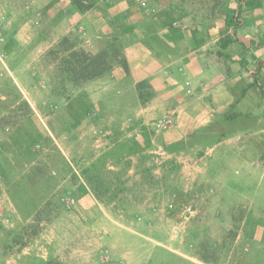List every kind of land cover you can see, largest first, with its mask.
I'll return each mask as SVG.
<instances>
[{"label": "rangeland", "instance_id": "374dc122", "mask_svg": "<svg viewBox=\"0 0 264 264\" xmlns=\"http://www.w3.org/2000/svg\"><path fill=\"white\" fill-rule=\"evenodd\" d=\"M164 1L194 19L221 0ZM80 2L115 24L76 21L75 0H0V264H264V168L174 141L177 113L145 105L127 65L128 14ZM82 51L109 68L83 79Z\"/></svg>", "mask_w": 264, "mask_h": 264}, {"label": "crops", "instance_id": "0c3cea01", "mask_svg": "<svg viewBox=\"0 0 264 264\" xmlns=\"http://www.w3.org/2000/svg\"><path fill=\"white\" fill-rule=\"evenodd\" d=\"M113 1L111 13L128 14L116 27L131 74L152 92L145 105L156 115L177 113L167 134L205 142L210 163L242 153L252 169L264 168V0H221L213 14L194 19L164 0H147L156 7L151 14L138 0ZM94 5L75 20L93 15L88 28L115 24L113 14L105 23L94 18ZM105 34L97 29V38Z\"/></svg>", "mask_w": 264, "mask_h": 264}, {"label": "trees", "instance_id": "16d2710c", "mask_svg": "<svg viewBox=\"0 0 264 264\" xmlns=\"http://www.w3.org/2000/svg\"><path fill=\"white\" fill-rule=\"evenodd\" d=\"M77 2V9L79 11L86 10L89 5L82 4L81 0H75ZM73 56L76 55V52L72 54ZM83 58L81 60H76L77 68L81 71V75L83 79H91L97 76H100L103 72H105L109 66L105 65V62L101 56L99 55H90L85 52H81Z\"/></svg>", "mask_w": 264, "mask_h": 264}, {"label": "built area", "instance_id": "2783aa9c", "mask_svg": "<svg viewBox=\"0 0 264 264\" xmlns=\"http://www.w3.org/2000/svg\"><path fill=\"white\" fill-rule=\"evenodd\" d=\"M166 123H167V121L163 120V125L162 126H164V124H166Z\"/></svg>", "mask_w": 264, "mask_h": 264}]
</instances>
